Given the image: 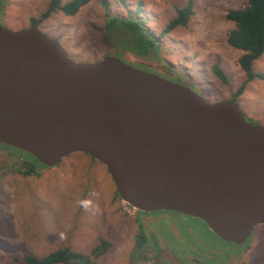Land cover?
Here are the masks:
<instances>
[{"label": "water", "instance_id": "water-1", "mask_svg": "<svg viewBox=\"0 0 264 264\" xmlns=\"http://www.w3.org/2000/svg\"><path fill=\"white\" fill-rule=\"evenodd\" d=\"M0 143L47 167L88 154L123 202L191 215L224 241L264 225V126L237 100L206 102L112 54L74 61L34 24L0 22Z\"/></svg>", "mask_w": 264, "mask_h": 264}, {"label": "rangeland", "instance_id": "rangeland-1", "mask_svg": "<svg viewBox=\"0 0 264 264\" xmlns=\"http://www.w3.org/2000/svg\"><path fill=\"white\" fill-rule=\"evenodd\" d=\"M246 2L108 0L106 5L89 0L72 15L53 11L37 26L74 61L95 62L117 55L135 67L189 86L206 102L235 99L247 120L264 126V51L252 64L261 76L234 95L247 80L238 63L243 51L227 41L235 23L226 18V11ZM188 3L192 14L187 24L164 33L177 9ZM48 4L49 0H0V22L12 30L28 27ZM125 21L134 26L128 29ZM132 49L148 52L136 54ZM137 60L149 67L132 63ZM2 146L0 264H26L13 258L22 254L40 258L64 248L88 255L93 264H178L179 255L185 253L198 256L202 264H264V225L255 226L243 244L224 241L191 215L141 212L123 202L106 167L88 154L74 152L51 167L38 164L40 175H24L18 172L24 153L7 155ZM83 201L90 203L85 206ZM140 231L143 240L137 236ZM101 241L110 246L97 256ZM209 256L213 259L207 261Z\"/></svg>", "mask_w": 264, "mask_h": 264}, {"label": "trees", "instance_id": "trees-1", "mask_svg": "<svg viewBox=\"0 0 264 264\" xmlns=\"http://www.w3.org/2000/svg\"><path fill=\"white\" fill-rule=\"evenodd\" d=\"M89 0H69L65 3H61V0H49V4L44 13L40 18H33L31 24L38 25L41 19L47 18L51 12L56 10H61L67 15L75 14L79 8L86 4ZM102 3L108 5V0H100ZM192 14L191 4L188 3L185 6L178 8L177 13L174 18H172L167 26L164 28L163 32H168L179 25H186L190 16ZM226 18L235 23V27L231 29L227 36L228 43L243 51V53L238 57V63L240 67L246 73V80L244 81L236 90L234 95L237 97L245 88L248 81H251L255 77H260L261 74L255 72L252 69V64L255 59H257L264 51V0H247L246 4L239 8H231L226 11ZM125 26L129 29L134 25L132 22H124ZM131 50L130 47L126 48ZM133 50V49H132ZM136 54L148 52L147 50H133ZM117 56V55H116ZM132 63L144 67H149L140 62L137 63L133 61ZM212 70L220 76L222 80H225L223 72L212 65ZM6 145L4 143H0ZM10 146V145H7ZM13 147V146H10ZM16 148V147H13ZM18 151L21 150L16 148ZM25 157H21V161L18 163L19 171L24 175H40L37 170V165H42L34 156L21 150ZM118 197L120 195L117 193ZM142 212V211H141ZM152 212V211H151ZM204 223V221H202ZM141 237V240L145 239L144 234L140 231L137 236ZM110 245L107 246L106 243L101 241L97 256L103 253ZM107 247V248H106ZM101 248L103 250H101ZM101 250V251H100ZM23 260L26 264H93L89 260L88 255L73 252L67 248L57 249L55 251L47 253L44 257L37 258L30 254H22L19 257L15 256L13 260ZM78 259V260H77Z\"/></svg>", "mask_w": 264, "mask_h": 264}, {"label": "flooded vegetation", "instance_id": "flooded-vegetation-1", "mask_svg": "<svg viewBox=\"0 0 264 264\" xmlns=\"http://www.w3.org/2000/svg\"><path fill=\"white\" fill-rule=\"evenodd\" d=\"M2 148L7 153V155L9 153H12V154L17 155V157L22 156L20 151H18L17 149L12 148L10 146L3 145ZM183 215H187V214H183ZM228 242H230V241H228ZM202 253L205 255L204 252H202ZM179 256H181V257H179V259H178V262H179L178 264H202V262L204 261V260H200L198 256L197 257L195 255L189 256L186 253L184 254V256L183 255H179ZM209 259H213V257L209 256V258L206 259V260L208 261Z\"/></svg>", "mask_w": 264, "mask_h": 264}, {"label": "built area", "instance_id": "built-area-1", "mask_svg": "<svg viewBox=\"0 0 264 264\" xmlns=\"http://www.w3.org/2000/svg\"><path fill=\"white\" fill-rule=\"evenodd\" d=\"M124 209H126V211L128 212H133L131 209H129L128 207L124 206Z\"/></svg>", "mask_w": 264, "mask_h": 264}, {"label": "clouds", "instance_id": "clouds-1", "mask_svg": "<svg viewBox=\"0 0 264 264\" xmlns=\"http://www.w3.org/2000/svg\"><path fill=\"white\" fill-rule=\"evenodd\" d=\"M85 206L90 203V201H83L82 202Z\"/></svg>", "mask_w": 264, "mask_h": 264}, {"label": "bare ground", "instance_id": "bare-ground-1", "mask_svg": "<svg viewBox=\"0 0 264 264\" xmlns=\"http://www.w3.org/2000/svg\"><path fill=\"white\" fill-rule=\"evenodd\" d=\"M73 153H74V152H73ZM65 157H66V156H65ZM63 158H64V157H63ZM61 160H62V159H61ZM161 210H164V209H161ZM155 211H156V210H155ZM168 211H170V210H168ZM174 212H177V211H174ZM178 213H179V212H178ZM187 215H188V214H187ZM248 238H249V237H248ZM248 238H247V239H248ZM247 239H246V240H247ZM246 240H245V241H246Z\"/></svg>", "mask_w": 264, "mask_h": 264}]
</instances>
